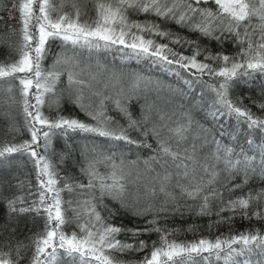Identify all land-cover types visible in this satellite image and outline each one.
I'll return each instance as SVG.
<instances>
[{
    "label": "snow or ice",
    "instance_id": "obj_1",
    "mask_svg": "<svg viewBox=\"0 0 264 264\" xmlns=\"http://www.w3.org/2000/svg\"><path fill=\"white\" fill-rule=\"evenodd\" d=\"M34 5H38V14ZM13 7L17 5L13 4ZM18 11L22 39L20 59L8 66L0 65V78L19 79L31 139L0 147V161L13 153H19L27 155L37 169L38 199L29 202L25 195L20 194L5 197L8 222L29 213L40 216L42 211L45 221L43 231L28 237V243L19 241L11 244L9 241V250H0V264H124L116 254L143 251L148 244L138 238L149 232L160 233L161 243L157 247L153 242L150 256H146L140 264H199L200 261H209L213 256L217 260L223 259L225 264H240L236 257L244 256L246 252L251 253L258 248L264 254V236L259 233L241 234L224 240L217 238L215 241L201 239L182 244L169 241L167 236L170 233L157 226L158 217L167 213L170 206L173 210H179L182 200L198 201L196 206L199 215H210L211 206L215 202L217 215L231 211L239 212L249 219L253 216L264 219V188L231 198V193L242 186L241 183H232L234 177L242 174L243 184H247L252 177L264 181V118L256 116L246 107H240L228 95L232 82L239 76L251 77L256 73L264 75V0H97L96 18L91 23L79 22L78 8L74 18L67 13L53 18L52 13L58 12V9L51 0H19ZM130 11L173 21L220 43L232 39L239 47V52L231 57L224 53L212 54L202 49L196 41L162 30L155 22L139 23L130 20ZM32 27L38 29V34L31 31ZM143 33L166 38L173 45L191 47L192 54L185 56L168 44H157L152 39H145ZM129 36L132 41L130 43L126 42ZM50 38H60L65 44L71 43L73 48L102 46L107 49L121 44L131 48L137 56L151 58L154 64L161 65L167 71H174L177 76H180L177 69H183L196 78L195 82L205 84L214 93V99L208 106V115L218 122L220 137L226 134L223 131L226 122L221 121V117H228L234 118L236 125H246L250 136L259 132L261 141L246 138L248 148L240 145L237 150V147L224 144L214 135L210 139L208 130L203 126L194 129L190 119L183 123L173 121L169 114L147 100L141 108L140 118L134 119L128 101L140 87L141 80L138 79L133 85L132 94L121 88L105 95L102 91L93 90L91 81L96 79L94 75L89 80L79 78L84 69L80 72L69 70L68 81L70 86H76L73 104L94 123L59 114L55 119H49L42 114L41 106L45 103V94L54 92L56 82L63 74L57 68L61 65L70 66L71 69L79 67L75 54L69 56L61 53L57 55L50 70L42 69L41 62L47 55L45 45ZM100 41L104 42L103 45ZM201 55L204 59L198 60L197 57ZM214 64H219V68L214 67ZM16 73L26 75L15 77ZM203 76L222 79L217 84H207L202 80ZM184 82L189 88L194 83L193 80ZM33 86L36 89L31 93L34 104L29 100ZM108 87L114 89L116 85L106 84L105 88ZM85 89L88 91L87 96ZM106 101L114 105L115 110L126 120V125L107 115ZM52 103L58 105L59 101ZM258 107L264 110V103ZM153 113L156 120H153ZM56 130L65 136L69 130L90 133L137 148H151L147 142V137L151 135L157 146L152 149L153 155L143 161V171L137 170L135 175L126 170L128 165L123 156L117 163L115 153H97L94 147L91 156H84L80 167V172L87 178L85 184L72 181L70 177H61L56 165L48 158V148ZM131 132L139 133L143 139H134ZM227 135L231 140L237 139L232 133ZM249 151L255 154L249 155ZM101 165L106 172L99 171ZM156 166H159L160 171H156ZM221 173L225 174L223 183L220 181ZM18 187L23 189L24 183L20 182ZM77 189L88 198L75 201L76 207H73L72 200L61 199L62 191L73 193ZM224 192L229 194L227 200ZM27 195L31 196L32 193L29 191ZM161 195L163 200L157 208L150 201H155ZM3 196L0 193V197ZM106 196L119 201L121 207L132 210L137 217L151 214L153 218L147 221L150 227L123 228L109 223L114 213L103 203ZM141 201H144L143 206ZM253 205L255 207L249 212ZM98 209L106 211L108 216H102ZM69 210L73 213L71 218L66 215ZM66 224H75L79 232L73 231L68 235L63 230ZM121 233L126 237L130 235L138 243L117 239ZM234 244L240 247H233ZM243 264L250 262L245 259Z\"/></svg>",
    "mask_w": 264,
    "mask_h": 264
},
{
    "label": "trees",
    "instance_id": "obj_2",
    "mask_svg": "<svg viewBox=\"0 0 264 264\" xmlns=\"http://www.w3.org/2000/svg\"><path fill=\"white\" fill-rule=\"evenodd\" d=\"M18 3L19 0H0V22L5 23L3 24L4 26L0 28V37L3 36L2 47H0V65H4V66L11 65L12 63L18 61V59L20 58L19 48L22 43V39L20 32L21 24H20V14L18 11ZM13 4H16L17 7L14 8ZM128 15L130 20L137 21L139 23L155 22L156 24L160 25V28L164 31H169L178 34L189 41H196L202 49H206L208 52H211L212 54L224 53L231 57V56H235L239 52V47L233 42L232 39H226L223 41V43H220L214 40H210L207 37L201 36L199 32H193L186 27H181L180 25H177L173 21L162 22L159 17H156L148 13H136L130 11ZM31 31L34 32L35 28L32 27ZM13 33H17L19 35H10ZM143 35L145 39H152L157 44H168L169 47L173 48L177 52L183 53L185 56H190L192 54L193 49L191 47L188 46L180 47L178 45H173L169 43L168 39L156 35L149 36L147 33H143ZM12 37H15L17 40L18 47H16L17 49L16 52L13 51L15 45L13 44ZM100 42L102 44L104 43L102 41ZM33 43H35V41ZM54 48L55 50H57V47ZM111 49L112 51H114L113 55L116 60L119 61L129 60L128 62L129 65L138 68V70L140 69L141 72L144 73L151 72L157 76H162L164 78H168L169 80L172 79L170 80L171 83L168 84L176 87L177 91L175 92V94L177 95L179 92L180 93L183 92L189 96L190 95L196 96L195 92H198L199 94L202 93V95L203 93L204 95H206L207 93H211V91L205 84L195 82L196 78L190 75L189 72L184 71L183 69H177L180 71V76H177L174 71H167L161 65L154 64L151 58L137 56L136 53L131 48L126 47L125 45H121V47L118 48V46H116L115 44L111 46ZM84 54L86 53H83L82 55ZM87 55L88 57H90L89 54ZM93 58L98 59L99 57L97 55H93ZM197 59L203 60L204 56L203 55L198 56ZM93 60L94 59L91 58V61ZM97 63L100 64L99 62ZM208 63H212V62L208 61ZM50 66L51 65L49 64V66L47 67L51 69ZM219 66H220L219 64H214V67L219 68ZM171 67H175V66H171ZM42 69L48 71V69L44 65H42ZM139 71L137 72L139 73ZM24 75L26 74L25 73L21 74V76ZM82 78L84 77L81 75L80 79ZM5 79L12 80L13 78L6 77ZM219 79L222 78H212L209 76L202 77V80L207 82V84H217ZM185 80L194 81L191 88H189V86L184 82ZM56 84L58 85L55 86L54 92H52V95L55 99L53 97L47 99L46 94L44 96L45 103L44 105L41 106L42 114L45 117H48L49 119H55L59 114L65 117L77 118L85 123H90V124L94 123L89 117H87L83 112H81L78 107H76L73 104L72 102L73 98H70L69 94H64V90L67 88V86H70L67 74L60 75ZM62 85H67V86L62 88L61 87ZM72 88L76 93V86H72ZM18 89H17V97H18L17 100L19 104L17 107L18 109L15 110L16 115H13L12 113L13 109L7 111V108H5L6 103H4L0 99V120H1L0 132L4 133V134L0 133V147L5 145L23 143L24 141L27 140V137L31 139L30 133L26 128L27 121L25 119L23 97L20 93L21 91ZM35 91L36 89L33 86L32 89L30 90V95H29V100L33 104L35 103V101L31 98V93ZM228 95L231 100L238 102L240 107L242 108L246 107L250 109L251 112L256 116L264 118V110H261L258 107L259 104L264 103V75L256 73L251 77L239 76L232 82V86L229 88ZM55 100L59 101L58 105L55 103L50 104L51 101H55ZM133 104L132 102L128 104L131 105V107L128 106L129 111L135 107V105ZM205 109L207 113L204 114L203 119L205 120L206 118L207 121L209 120L208 121L209 124L212 123L211 125L213 126L215 125L213 130H211L212 128H209L208 125L203 126L202 124H200L201 120H199V118H201L202 116L197 112L200 111L201 109H198V111L196 112L194 111V113L196 115L195 118L199 120L198 121L199 124L204 128L207 127L209 129L207 130L210 139L214 135L216 136L217 139H221L224 144H230L237 147V150H239L240 145H243L245 149L248 148L246 144V138L250 137L256 140L257 142L261 141L262 136L259 132L251 134L250 136L249 130L247 129L246 125L244 124L236 125L235 119L228 117H221V121L226 122L225 127L223 129V131H225L226 134L224 137H220L219 131L221 129H219L218 122L213 120L211 116L208 115V109L207 108ZM2 111L4 112L6 111L7 113L6 115L8 119L7 124L1 118ZM107 115L115 117L117 120H119L121 124L126 125L127 123L126 120L115 110V107H112L111 105L108 106ZM181 115H183V112H181ZM134 116L135 115H133V117ZM204 120H202L203 123L205 122ZM183 122L184 121H180V123ZM12 123H15V125L17 124V127L21 128L22 131L20 130V132L18 133L16 131L14 132V129H12V127L10 126ZM4 124H6L7 126H5ZM227 133H232L237 137V139L231 140L227 135ZM130 135L134 139L143 138L140 137L139 133L137 132H131ZM59 137L60 140L66 142V145H64V147H67L66 149H60V148L58 149L57 139H59ZM147 139L151 145V148H137L134 145L126 146L123 142L110 141L107 138L94 136L90 133H81L79 131L73 132L69 130L67 135L65 136L60 134V130H56V134L53 135L51 138V144L49 145L47 156L51 160V162L56 165L57 171L59 172L61 177H70L72 181L82 182L86 184L87 178L80 172V167H81V163L84 160V156L85 155L91 156V154L85 152L86 150L91 151L94 147L98 148L102 144L111 146L108 147V149L100 148L99 150H96V152L104 153V154L115 153L117 163H119L120 160V159L118 160L117 157H120L122 155L125 164L128 165L127 169H131L136 173L137 170L143 171L144 168L143 161L145 160L137 161L136 165L135 163L131 164L128 161V159H132V156H130L129 153L133 150H138L139 152L142 153L140 156L141 159H146L147 157H151L153 155L152 149L156 148L157 142L154 138L152 139L151 135L147 137ZM41 143H43V141H41ZM40 151L43 154V148H41ZM248 154L254 155L255 153L249 151ZM19 155L23 156L24 160L22 161L20 159H17L20 161V164H18V166L12 165L7 170L8 173H4L0 169V193L4 194L3 197H0V250H3L4 252H7L9 250L10 247L9 241L11 242V244H15L16 242L19 241L28 243L29 242L28 237L32 236L35 233L42 232L44 228L45 216L43 214V211L40 216H37L35 213H29L22 217L13 219L11 223L8 222L7 203L5 197L14 194H20V195H25L29 202H31V200L33 199H38V196L36 195L37 169L34 167L32 160H30L27 155L13 153L11 156H8L5 160L0 161V163L7 162L8 160L11 162H16L17 160L12 158L18 157ZM99 171L101 173H104L106 172V169L104 166L101 165L99 166ZM156 171H160L158 166H156ZM134 172H132L133 175H135ZM152 175H154V173H152ZM220 181L224 182L223 173H221ZM20 182L24 183L23 189H20L18 187ZM241 182H242V174L241 176L234 177L232 180V183H241ZM60 183L62 184L63 181H61ZM243 185H246L243 189L239 188L231 193V198L234 199L238 196L246 195L249 191H253V192L259 191L261 188L264 187L262 186L264 185V181H262L259 177H252L248 180L247 184H243ZM29 191L32 193L31 196L27 195ZM60 195L63 201L72 200L74 202L73 207H76L75 201L84 200L88 198L86 195H81L78 189L76 192L73 193L62 191ZM97 195H99L98 191H97ZM224 197L227 200L229 198V194L227 192H224ZM162 200L156 199L155 201H150V202L154 203L158 208ZM103 203L107 205V207L111 209L112 212L114 213V215L109 218L108 220L109 223L123 228L142 229L144 227H150L147 221L153 218L151 214L137 217L133 215L132 210L121 207L119 201L114 200L111 197H107V196L104 197ZM198 203H199L198 201L188 200L187 202H185L182 200L180 201L179 210H173L170 206L169 211L167 213H162L158 217L157 226L166 229L167 232L170 233L167 236V239L169 241H175L177 243H182V244H189V243L198 242L201 239L215 241L217 238H220L221 240H224L230 237H238L241 234H249V233H259L261 236H264V219H258L254 216L249 219L242 216L239 212L234 213L231 211H224L220 213V215H217L216 213L218 211V207L215 202L211 206L212 211L210 215H199L198 214L199 208L196 206ZM143 204L144 201H141V206H143ZM64 207L67 208L68 206L65 204ZM254 207H255L254 205L250 207L249 212H251ZM98 210L101 211L102 216L105 217L108 216V213L106 211H103L102 209H98ZM66 215L71 218L73 216V213L71 210H69L66 212ZM229 217H231V219H229ZM63 230L68 235H71L73 231L79 232V229L76 228L75 224H70V225L66 224ZM116 238L121 241H125L127 243H133V244L138 243V241L133 240L130 235L126 237L124 233H121ZM138 239L145 240L148 244V247H146L143 251H138V252L129 251L125 253L116 254L117 258L123 261L124 264H140V262L144 260L143 258H145L146 256H150L153 247V242H155V245L157 247H159L161 243L160 233L157 232H149L147 234L141 235ZM233 247L239 248L240 245L234 244ZM30 255L31 252L29 251L28 256L30 257ZM205 255L207 254L205 253ZM245 259L249 260L250 264H264V254H262L258 248L254 249L251 253L246 252L244 256L236 257V260L239 261L240 264H243V261ZM203 263L225 264V261L223 259L217 260L213 256L207 262H202V263L201 261L199 262V264H203Z\"/></svg>",
    "mask_w": 264,
    "mask_h": 264
},
{
    "label": "rangeland",
    "instance_id": "obj_3",
    "mask_svg": "<svg viewBox=\"0 0 264 264\" xmlns=\"http://www.w3.org/2000/svg\"><path fill=\"white\" fill-rule=\"evenodd\" d=\"M96 2L97 0H51V3L53 4V6L58 9V12L52 13V16L53 18H55V16L58 14L67 13L70 17L74 18L75 11L78 8L80 10L79 22L83 23L87 21L91 23L96 18ZM34 10H36L38 14V5L34 6ZM161 21L167 22L168 20L161 19ZM0 23H2L0 24V28H1L4 26L3 24L5 23L4 22H0ZM33 23L35 24V21ZM34 28H35V31L33 33L38 34V29L36 27ZM10 35H19V34L13 33ZM2 37L3 36L0 37V47H2ZM128 38L126 37V42L127 41L132 42L131 36H129ZM12 40H13V44L15 45L13 51L16 52L17 51L16 47H18L17 40L15 37H12ZM100 44L103 45L101 42ZM116 46L120 48L121 44H116ZM45 47L47 49V55L42 60L41 65H44L48 70H50V68L47 66H49L50 64L51 65L50 67L52 68L54 61L58 54L66 53L69 56H72L73 54H75L76 63L79 65L78 68L71 69L70 66L61 65L57 68V70L62 71L63 74H67L68 76L69 70L80 72L81 69H84L85 74L84 73L82 74V76L84 77L82 79L89 80L90 76L94 75L96 79L94 81H91L94 86L93 90L102 91L105 95L119 91L121 88L124 89L126 93L132 94L133 85L137 82L138 79H140L141 80L140 87L135 90V93L132 94V99L128 101V104L132 102V104L134 103L133 105H135L136 107L130 110V112L132 113V116L135 115L133 117L134 119L140 118L141 108L145 104V101L147 100L149 103L154 104L158 109H162V111L169 114L172 117V120L178 123H180V121L186 122L188 119H190L193 122L194 129H197L198 126H201L200 124H202L203 126L208 125L209 128H212L211 130H213L215 126V125L214 126L211 125L212 123L209 124L208 122L209 120L207 121L206 118L205 120L203 119L204 114L207 113L205 108L208 109L207 106L211 105L214 99L213 92L207 93L206 95H204V93L202 95V93L199 94L198 92H195L196 96H193V95L189 96L183 92L182 93L179 92L177 95L175 94V92L177 91L176 87L168 84V83H171L170 80L172 79L169 80L168 78L157 76L151 72L150 73L141 72L140 69L139 71L138 68H135L134 66L129 65L128 63L129 60L128 61L116 60L113 55L114 51H112L111 47L107 49L102 46L100 48H91V49L88 47H80V46L73 48L71 43L65 44V42L60 38H56V39L50 38L47 44L45 45ZM54 47H57V50H55ZM83 53H86V54L82 55ZM87 54H89V56L94 60L91 61V58L88 57ZM93 55H97L99 58L95 59L93 58ZM97 62H99L100 64H98ZM137 71H139V73ZM21 74L23 73H16L15 77H22ZM79 78H81V76ZM110 83H115L116 87L114 89L112 87L105 88V85L110 84ZM259 84H262V83H259ZM65 86L67 85H62L61 87L63 88ZM21 88H22V85L20 84V81L18 78H13L12 80L0 78V99L4 103H6L5 108H7V111L13 109L12 110L13 115H16L15 110L18 109L17 107L19 104L17 100L18 99L17 89L21 90ZM64 94H69L70 98H74L76 93L74 89L72 88V86H67V88L64 90ZM85 95L86 96L88 95L87 89H85ZM46 96H47V99H50L51 97H53L52 93H47ZM93 99L98 100V98H93ZM106 103H107V106L111 105L112 107H114V105H112L111 102L106 101ZM128 106L131 107V105H128ZM198 109H201V110L198 111ZM194 111L195 112L198 111L197 113H199L202 116L201 117L202 119L199 118V120H201L200 124L198 122L199 120L195 118L196 115ZM181 112H183V115H181ZM6 115H7L6 111L1 112V118L7 124L8 119ZM191 117H194V118H191ZM156 119L157 117L153 113V120H156ZM202 120H204L205 122L203 123ZM6 124L4 125L7 126ZM10 126L12 127V129H14V132L16 131L18 133L21 130V128L17 127V124L15 125V123H12ZM149 127H151V124H149ZM26 128L28 130V125H26ZM205 129H208V128L206 127ZM1 134H4V133H1ZM28 140L30 139L27 137L26 141ZM147 142H148V139H147ZM57 145H58V149L67 148V147H64V145H66V142L63 140H60V137L59 139H57ZM108 147H111V146L102 144L98 148H95V150H99L100 148L108 149ZM204 151H208V150L205 149ZM85 152L91 154V151L86 150ZM141 154L142 153L139 152L138 150L131 151L129 155L132 156V159H128V161L137 163V161L149 159V157H147L146 159H141L140 158ZM120 157H117V159L119 160ZM12 159H15V160L20 159L23 161L24 157L19 155L18 157H14ZM18 164H20L19 160H17L16 162H11L8 160L7 162L0 163V169L4 173H8L7 170L12 165L18 166ZM127 170L134 172L131 169H127ZM223 175L225 176L224 173ZM241 185H242L241 187L242 189L246 186V185H243L242 182H241ZM157 199L162 200L163 196L161 195ZM202 262H205V261H201V263ZM203 264H206V263H203Z\"/></svg>",
    "mask_w": 264,
    "mask_h": 264
}]
</instances>
